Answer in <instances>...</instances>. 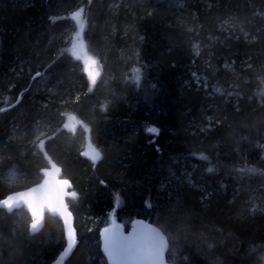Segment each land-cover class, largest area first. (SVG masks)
Returning <instances> with one entry per match:
<instances>
[{
  "label": "trees",
  "instance_id": "obj_1",
  "mask_svg": "<svg viewBox=\"0 0 264 264\" xmlns=\"http://www.w3.org/2000/svg\"><path fill=\"white\" fill-rule=\"evenodd\" d=\"M78 9L95 84L65 47ZM263 82L264 0H0V200L38 183L51 156L77 193L65 264H108L100 230L137 218L166 234L175 264H261ZM30 224L0 205V264H54L61 220Z\"/></svg>",
  "mask_w": 264,
  "mask_h": 264
},
{
  "label": "snow or ice",
  "instance_id": "obj_2",
  "mask_svg": "<svg viewBox=\"0 0 264 264\" xmlns=\"http://www.w3.org/2000/svg\"><path fill=\"white\" fill-rule=\"evenodd\" d=\"M91 3V0H89ZM79 16V13L76 14ZM81 29L84 25H80ZM79 35V33L77 34ZM194 47L198 48V45ZM199 53L197 52V55ZM86 59L85 63H95L92 57H88L85 53ZM55 64V60L53 61ZM52 67V65H49ZM252 65L248 64V68ZM43 74L41 72H36V77H41ZM99 71L89 72V76L92 84L96 83L99 77ZM195 76V74H193ZM217 92L221 91L219 88L216 89ZM231 95V94H230ZM5 111V109L0 108V112ZM239 111V109H237ZM71 118V117H70ZM217 124L220 123L219 120L216 121ZM64 128H69L68 124L64 125ZM149 132H158L156 128H149ZM203 131V129H202ZM40 148L44 147V142L41 141L39 144ZM89 151L83 153L85 156L91 155V159L96 161L100 159V152L97 151L91 144H89ZM201 159L208 161L210 157L202 155ZM3 166V160L0 158V167ZM53 168L59 172L58 168ZM207 172L212 173L214 168L208 167ZM251 172H256V169H250ZM264 175V173H261ZM101 183H104L101 181ZM70 187V182L68 180H59L54 177L46 178L43 183L37 184L36 187L28 188L26 191L14 192L6 196V198L0 200V205H2L9 213L13 212L14 209H19L22 206H26L27 211L31 214V224L30 228L32 232H36L45 219V211L54 214L61 218L64 222L63 230L66 232L67 237V248L64 249L63 256H67L72 250L74 243L76 242V231L72 227V212L69 211L68 204L65 202V197H71L76 199L77 193L75 191H65L66 188ZM256 209H253L255 211ZM105 237V251L109 255L117 257H131L140 255H150L156 260L160 259L166 248L168 247V240L159 228L149 227L147 232L141 233L140 240L146 241L145 245H137L134 243H128V238L121 237L118 233L111 232L110 229H104ZM175 240V237L173 238ZM211 247V245H209ZM184 259H187L186 257Z\"/></svg>",
  "mask_w": 264,
  "mask_h": 264
},
{
  "label": "water",
  "instance_id": "obj_3",
  "mask_svg": "<svg viewBox=\"0 0 264 264\" xmlns=\"http://www.w3.org/2000/svg\"><path fill=\"white\" fill-rule=\"evenodd\" d=\"M75 122H76V118L71 117L70 118L71 126H74ZM88 151L90 152V150H88ZM85 157L87 159H89L90 161H93L91 159V155L85 156ZM98 161H99V159L96 161H93V162H98ZM53 165H55V168L59 169V172H57L53 168ZM49 176L54 177L55 179H59V180H65V179L68 180L70 182V187L66 188L65 191L70 192V190L72 189L73 183L69 178H65L63 176L62 166L58 162H56L51 156H48V165L42 169V179L38 183L33 184V185L26 187V188L17 189L15 191H12L9 194H12L14 192L26 191L28 188L36 187L37 184L43 183V181L46 178H48ZM65 202L68 204L69 211L72 212V210L70 209L67 197H65ZM21 208H24L27 211L26 206H22ZM21 208H19V209H21ZM14 210H16V209H14ZM47 215H51V216L59 218L58 216H55L54 214H51V213L45 211V218ZM59 219L61 220L62 224L64 225L63 220L61 218H59ZM44 224H45V219L42 223V226L39 227L38 230H41L43 228ZM72 227L76 231V242L74 243L73 248L69 252V254L67 256H63L64 249L67 248V237H66V232L64 231L65 245H64L63 249L59 252L57 257L55 258L54 264H65L67 262V260L69 259V257L73 254V252L75 251V249L79 243L78 231L76 228V218H75V215L73 212H72ZM149 227L161 229L156 224L149 222V221H146L142 218H137V219L133 220L128 230L126 229L125 225L119 221H116L110 225L103 227L100 230V246H101L102 253L105 256L108 264H175L174 262L170 261L168 259V256H167L168 249H169V242H168V247L166 248L163 256L158 260H156L154 257L147 255V254L140 255V256H131V257H117V256L109 255V253L107 251H105V241H104V237H105L104 229L105 228L110 229L111 232L118 233L121 237L128 238V241H127L128 243H134L137 245H145L147 242L140 240V236H141V233L147 232ZM162 233L167 238L166 234L163 231H162ZM167 240H168V238H167Z\"/></svg>",
  "mask_w": 264,
  "mask_h": 264
},
{
  "label": "rangeland",
  "instance_id": "obj_4",
  "mask_svg": "<svg viewBox=\"0 0 264 264\" xmlns=\"http://www.w3.org/2000/svg\"><path fill=\"white\" fill-rule=\"evenodd\" d=\"M77 13H79V16L76 15ZM73 16H74V19L76 21L77 20L79 21V23L77 24V27L74 31H71L70 33H67L65 35V38H64L65 47L66 48L69 47L71 49V51H73L76 56H78L79 58H81L84 61L88 75H89V72H96V71H99V73L101 74L102 66H101L100 62L96 58L92 57L86 51L85 44L83 42L82 32H83L84 28L81 29L80 25L83 24L85 27L86 21H85V16H84V10L78 9L77 11L74 12ZM78 33H79V35H77ZM85 53H87L88 57H92L93 60H95L96 62L92 63L90 61L89 63L86 64L85 63V59H86ZM257 95H258L260 100H262V98L264 97V82H263L262 87L257 91ZM44 136H45V131L39 129L37 136H36V140H38V144H40L41 141L44 142ZM84 147H85L84 152L90 150L89 145H87V146L85 145ZM92 147H94V146L92 145ZM96 150L98 151V149H96ZM12 172H13V170H10L8 172L9 177L12 176ZM91 220H93L92 217H88L87 215H85L81 221L82 228L83 229L86 228L87 230H92L93 224H92ZM261 264H264V261Z\"/></svg>",
  "mask_w": 264,
  "mask_h": 264
},
{
  "label": "flooded vegetation",
  "instance_id": "obj_5",
  "mask_svg": "<svg viewBox=\"0 0 264 264\" xmlns=\"http://www.w3.org/2000/svg\"><path fill=\"white\" fill-rule=\"evenodd\" d=\"M127 230L129 229V228H126Z\"/></svg>",
  "mask_w": 264,
  "mask_h": 264
}]
</instances>
